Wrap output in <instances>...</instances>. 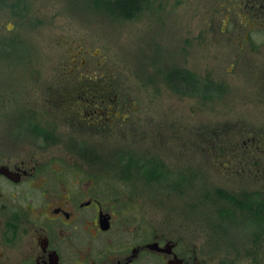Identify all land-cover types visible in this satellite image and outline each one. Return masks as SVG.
<instances>
[{"label":"rangeland","instance_id":"374dc122","mask_svg":"<svg viewBox=\"0 0 264 264\" xmlns=\"http://www.w3.org/2000/svg\"><path fill=\"white\" fill-rule=\"evenodd\" d=\"M105 1L0 0V165L34 168L19 183L0 178L2 203L111 197L117 226L208 248L209 264H264L251 141L264 143L253 75L264 48L237 40L236 17L222 33L227 0H148L131 19ZM172 69L193 73L197 91H173ZM90 88L125 115L105 131L80 103Z\"/></svg>","mask_w":264,"mask_h":264},{"label":"flooded vegetation","instance_id":"af4514ba","mask_svg":"<svg viewBox=\"0 0 264 264\" xmlns=\"http://www.w3.org/2000/svg\"><path fill=\"white\" fill-rule=\"evenodd\" d=\"M224 3L228 11L224 12L222 33L236 17L237 40L243 35L241 40L249 42L251 48H264V0ZM255 73V88L264 92V69ZM103 92L99 94L103 98H98L90 88L84 93L89 96L80 97V103L88 106L86 115L105 131L125 115L115 95L108 98ZM251 141L257 153L254 166L264 170V143L255 137ZM22 167L11 169L18 173V182L3 175L0 178L19 183L22 177L33 175L34 168L28 171ZM110 198L73 197L68 192L58 197H11L2 203L0 189V247L7 245L9 249L8 253L0 252V264H209L208 248L198 250L164 233L147 238L149 233L143 228L136 226L130 231L125 221L117 226Z\"/></svg>","mask_w":264,"mask_h":264},{"label":"trees","instance_id":"16d2710c","mask_svg":"<svg viewBox=\"0 0 264 264\" xmlns=\"http://www.w3.org/2000/svg\"><path fill=\"white\" fill-rule=\"evenodd\" d=\"M148 3V0H112L105 1L103 9L114 18L131 19L144 10ZM166 82L173 91L179 94H191L197 91L198 80L193 73L187 70H169L166 74ZM204 90H207V87H204ZM204 96L207 97L209 94L204 93ZM218 194L231 202H237L233 196L226 193L218 191Z\"/></svg>","mask_w":264,"mask_h":264},{"label":"water","instance_id":"95a60500","mask_svg":"<svg viewBox=\"0 0 264 264\" xmlns=\"http://www.w3.org/2000/svg\"><path fill=\"white\" fill-rule=\"evenodd\" d=\"M0 175L5 176L13 182H18V173L12 171L5 165H0Z\"/></svg>","mask_w":264,"mask_h":264}]
</instances>
